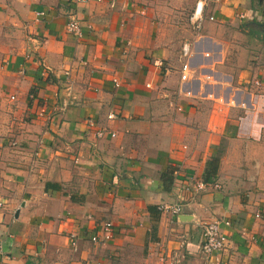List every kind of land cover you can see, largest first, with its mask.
<instances>
[{"label":"crops","instance_id":"crops-1","mask_svg":"<svg viewBox=\"0 0 264 264\" xmlns=\"http://www.w3.org/2000/svg\"><path fill=\"white\" fill-rule=\"evenodd\" d=\"M194 1L0 0V264H264V0Z\"/></svg>","mask_w":264,"mask_h":264},{"label":"built area","instance_id":"built-area-1","mask_svg":"<svg viewBox=\"0 0 264 264\" xmlns=\"http://www.w3.org/2000/svg\"><path fill=\"white\" fill-rule=\"evenodd\" d=\"M73 2H85L86 0H72ZM111 4V3H110ZM201 0H195L191 9L190 14L187 17L188 23L190 24L191 29H195L198 26V23L200 21V9H201ZM209 18V16L207 17ZM64 31L67 34L72 35L73 37H79L80 32L78 29V25L75 20L69 19L67 23L64 26ZM187 42H183L181 46H179L178 55L179 58L182 60L179 62L177 67V80L180 82H185V80L188 78V71L186 67V63L184 61V58L187 55ZM115 85V82H114ZM114 117L113 113H107L105 115L106 120H110ZM95 137H102L103 135H107L109 138L114 137V133L107 131L106 129H98L95 131ZM213 186H217L214 183ZM205 187V181L201 179H196L195 181H192L189 185V190L192 192V194H195L201 190H203ZM157 210H163L168 212L171 215H177L179 213V205L175 203L170 204H162L156 206ZM225 225L226 223L223 222ZM199 229V250L202 254L208 255L215 253L225 247L226 244V238L222 235V232L219 229V225L216 220L210 219L206 221H202L198 224ZM112 233L111 224L109 222L102 223L98 231L92 235L89 236L88 240L91 243L94 244H100L105 241H107ZM71 246L73 248V242L71 241ZM166 264H171L170 261H167Z\"/></svg>","mask_w":264,"mask_h":264},{"label":"trees","instance_id":"trees-1","mask_svg":"<svg viewBox=\"0 0 264 264\" xmlns=\"http://www.w3.org/2000/svg\"><path fill=\"white\" fill-rule=\"evenodd\" d=\"M215 163H216V155L208 157L207 159H205V161L203 163L202 170H201V180L205 181L206 176L213 173ZM170 171H171V169L168 168L167 170H165L164 172H161L159 174V177H161V180L166 182L167 184H169V182H170ZM164 188H166L165 185H164ZM147 209L150 210V207L147 206Z\"/></svg>","mask_w":264,"mask_h":264},{"label":"water","instance_id":"water-1","mask_svg":"<svg viewBox=\"0 0 264 264\" xmlns=\"http://www.w3.org/2000/svg\"><path fill=\"white\" fill-rule=\"evenodd\" d=\"M14 216H15V214H14Z\"/></svg>","mask_w":264,"mask_h":264}]
</instances>
